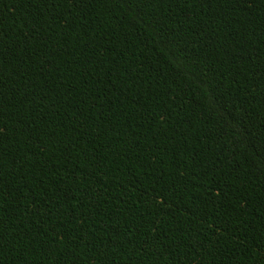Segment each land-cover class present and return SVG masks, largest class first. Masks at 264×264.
Masks as SVG:
<instances>
[{"label": "trees", "instance_id": "1", "mask_svg": "<svg viewBox=\"0 0 264 264\" xmlns=\"http://www.w3.org/2000/svg\"><path fill=\"white\" fill-rule=\"evenodd\" d=\"M0 264H264V0H0Z\"/></svg>", "mask_w": 264, "mask_h": 264}]
</instances>
